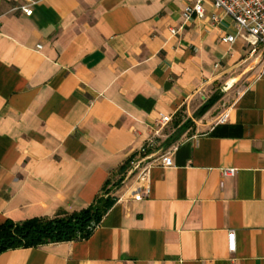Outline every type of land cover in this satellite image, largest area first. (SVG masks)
<instances>
[{"label": "crops", "instance_id": "0c3cea01", "mask_svg": "<svg viewBox=\"0 0 264 264\" xmlns=\"http://www.w3.org/2000/svg\"><path fill=\"white\" fill-rule=\"evenodd\" d=\"M193 2L0 0V225L82 211L131 160L149 158L151 187L139 201L117 190L88 239L0 264H264V45L251 53L209 3L185 23ZM161 115L193 124L165 147L177 128Z\"/></svg>", "mask_w": 264, "mask_h": 264}, {"label": "trees", "instance_id": "16d2710c", "mask_svg": "<svg viewBox=\"0 0 264 264\" xmlns=\"http://www.w3.org/2000/svg\"><path fill=\"white\" fill-rule=\"evenodd\" d=\"M221 96V94L211 96L195 117H203L221 99ZM173 126L177 128L176 132L164 144L165 147L177 141L188 128L187 122L180 124L179 121H175ZM153 150L154 148L147 150L145 155H149ZM131 162L132 160L123 165L117 171V179L108 180L91 205L82 211L71 214L61 212L52 219H31L21 223L5 221L0 225V254L10 250L88 239L115 204L116 198L113 194L120 189Z\"/></svg>", "mask_w": 264, "mask_h": 264}, {"label": "built area", "instance_id": "2783aa9c", "mask_svg": "<svg viewBox=\"0 0 264 264\" xmlns=\"http://www.w3.org/2000/svg\"><path fill=\"white\" fill-rule=\"evenodd\" d=\"M209 3L216 10H220L225 16L229 17L237 30V37L244 41L251 48V53L257 52L260 45H264V0H194L192 5L187 6L181 16L185 23L189 22L194 15L201 17L204 13V4ZM35 3L29 2L20 7V10L25 13L26 16H31L32 6ZM213 21H217V18H213ZM172 35H176L178 30H170ZM236 36L226 35L221 38V42L224 44H234L237 40ZM227 114H223L217 121V124H223L227 121ZM172 118L170 116L161 115L159 120V127L163 128L170 124ZM155 143L149 141L145 147L140 150V156H146L145 153L149 149H153ZM149 158L144 160H138L135 163H131L132 171L130 175L135 171H138V176L134 184H132L125 193V198H132L137 201L142 200L150 195L151 187L149 181ZM163 167L172 166V156L167 154L161 159ZM234 169L222 170L224 177L234 176ZM135 189L137 191H135ZM227 247L229 253L235 252V234L229 232L227 234Z\"/></svg>", "mask_w": 264, "mask_h": 264}, {"label": "rangeland", "instance_id": "374dc122", "mask_svg": "<svg viewBox=\"0 0 264 264\" xmlns=\"http://www.w3.org/2000/svg\"><path fill=\"white\" fill-rule=\"evenodd\" d=\"M244 86H246V83H243L242 85H237L236 86V88H233L231 91H229V93H227L226 94V98H225V104H228L229 102H231L234 98H235V96L238 94V92H239V90L241 89V87H244ZM201 108V107H200ZM199 108V109H200ZM198 109V110H199ZM198 110L195 112V114H194V116H193V119H198V118H196L195 117V115H196V113L198 112ZM175 121H179L180 122V124H184V123H186L187 122V126H188V128H190L191 127V125L193 124L192 122H191V120H186V121H184L183 120V117L182 116H178L177 118H176V120ZM174 121V122H175ZM169 129L171 130V129H173V121L171 122V124H170V126H169ZM164 151V150H163ZM162 151V152H163ZM138 160H133L132 162L133 163H135V162H137ZM131 162V163H132ZM131 163L129 164V168H128V170H129V173H130V171H132V165H131ZM127 174L126 173V177L124 178V181L122 182V185H121V187L120 188H124V190H127L132 184H134V182L136 181V178H137V176H138V171H135L134 173H132L131 175L130 174ZM128 175V176H127ZM116 180V179H115ZM114 180V181H115ZM126 187V188H125ZM135 191H137L136 189H135Z\"/></svg>", "mask_w": 264, "mask_h": 264}]
</instances>
